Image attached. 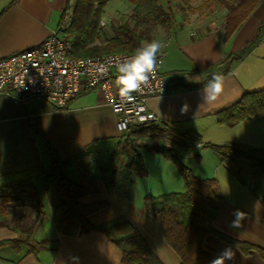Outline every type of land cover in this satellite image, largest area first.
<instances>
[{
    "label": "crops",
    "instance_id": "crops-1",
    "mask_svg": "<svg viewBox=\"0 0 264 264\" xmlns=\"http://www.w3.org/2000/svg\"><path fill=\"white\" fill-rule=\"evenodd\" d=\"M71 2L0 0V56L42 43L62 25L64 11ZM224 24L225 19L186 24L158 41L162 45L159 70L167 77L168 90L151 96L147 104L157 117L155 123L172 129L167 137L168 145L180 152L195 175L218 180V197L211 198L212 204L220 209L215 228L235 239L264 247V175L261 173L260 178L258 171L245 161L243 183L210 149L202 147L204 142H235L264 148V115L231 127L217 119L220 111L239 102L245 93L264 88V27L261 31L264 0L227 41ZM260 31L261 37L248 56L223 75L224 91L217 99L207 98L213 80L191 87L207 81L216 73L212 70L214 65L245 48ZM174 71L187 73L180 75ZM176 131L196 132L203 143L187 140ZM122 137L117 129V115L99 89L79 95L65 109H55L41 98L18 101L0 95V186L19 181L32 183L40 198L36 202L28 195L21 196L30 206L18 210V220L15 218L8 226L0 227V241L25 238L34 225L30 239L42 242L36 252H30L26 245L19 252L13 249V257L12 252L6 251L9 246L0 247V257L12 261L0 260V264H122L120 249L102 232H82L77 225L60 228L55 212L60 193L53 185L45 186L43 181V176L52 170L46 141L62 158L74 161L81 152H102L107 147L113 151ZM143 151L148 173L134 176L129 195L111 188L106 178L95 170L98 191L81 197L80 201L83 205L106 201V208L90 215L93 223L124 216L141 231L166 264H181L179 256L164 240L159 223L146 211L143 199L146 195L184 192L185 183L172 162L150 152L146 159ZM72 181H78V174ZM205 243L236 264H264V257L258 251L245 254L214 234L207 235Z\"/></svg>",
    "mask_w": 264,
    "mask_h": 264
},
{
    "label": "trees",
    "instance_id": "trees-1",
    "mask_svg": "<svg viewBox=\"0 0 264 264\" xmlns=\"http://www.w3.org/2000/svg\"><path fill=\"white\" fill-rule=\"evenodd\" d=\"M74 3L71 25L63 30L65 37L73 42V56L95 57L119 51L134 52L144 46L145 35L137 31L136 27L128 24L116 28L111 37H104L101 22L105 8L110 0H69ZM134 6L135 15L143 18L155 19L164 27H171L173 9H166L160 0H127ZM187 2V0H184ZM261 0H223L228 9L225 16V36L227 41L241 24L252 14ZM183 17L187 13L183 6ZM66 10L60 24L63 23ZM264 24L262 25L263 31ZM242 50L231 54L212 67L214 75L203 83L192 85L198 87L212 81L215 75L227 74L232 66L242 61L251 52L253 46L260 39L262 32ZM184 75L187 71H174ZM264 115V88L247 92L242 99L228 109L220 111L217 119L220 124L234 126L237 123ZM172 129L167 125L149 122L141 125H131L123 133L122 139L113 150L110 161L111 168L104 163V156L100 151L81 152L74 161L64 159L54 146L47 142V148L52 161V170L43 176L45 186H55L60 193V202L55 208L58 225L65 228L77 225L82 232L100 231L121 251L122 264H166L152 250L141 231L126 217L119 216L111 220L96 224L90 220V215L108 205L106 201L83 205L81 197L98 191V184L94 174L98 170L107 180L111 188L121 190L129 195L134 182V176L143 177L148 173L142 150L157 153L172 162L180 173L186 190L184 192H170L161 195H146L143 204L146 211L156 219L166 243L179 256L181 264H236L231 259L221 255L205 243L209 234L232 244L245 254L258 251L264 257V247L235 239L218 231L214 223L220 209L211 202L212 197H218V180L215 178L200 179L192 167L183 159L180 152L168 145V135ZM187 140L203 143L201 135L193 131H176ZM203 148L210 149L218 160L237 176L243 183L245 170L243 162H249L252 170L258 169L264 175V148L244 143L228 142L213 144L204 142ZM201 155H196L199 161ZM74 168L78 174V181L70 180L65 171ZM28 195L33 201L39 202V192L32 183L19 181L0 186V227L8 226L19 216L18 210L28 209L21 196ZM264 204V196L262 198ZM27 205V206H26ZM24 207V208H23ZM26 208V209H25ZM34 225L28 230L25 238L4 239L0 247L9 246L16 252L23 245L30 252H36L42 242L30 239ZM7 263L12 262L0 257Z\"/></svg>",
    "mask_w": 264,
    "mask_h": 264
},
{
    "label": "built area",
    "instance_id": "built-area-1",
    "mask_svg": "<svg viewBox=\"0 0 264 264\" xmlns=\"http://www.w3.org/2000/svg\"><path fill=\"white\" fill-rule=\"evenodd\" d=\"M73 11L72 1L62 25L42 43L0 56V95L18 101L41 98L55 109H65L79 95L99 89L117 115V129L121 134L131 125L156 122L157 117L147 101L168 90L167 77L159 70L162 53H157L155 73L150 75L148 82L130 94L132 99L121 97L118 69L130 62L136 51L95 57L73 56V42L63 34L71 25Z\"/></svg>",
    "mask_w": 264,
    "mask_h": 264
},
{
    "label": "rangeland",
    "instance_id": "rangeland-1",
    "mask_svg": "<svg viewBox=\"0 0 264 264\" xmlns=\"http://www.w3.org/2000/svg\"><path fill=\"white\" fill-rule=\"evenodd\" d=\"M222 2L223 0H187V2L184 0H160V3L166 9L171 7L174 12L171 27L168 28L160 25L153 18L146 21V18H143V15H135L134 6L127 0H110L103 15L102 22L104 25H102L101 22V26H103L104 37H111L115 33L116 28L123 24H128L130 27H136L138 32L145 35L146 40L144 45H146L153 41H160L166 36V34L186 24L195 23V25H199L200 23L209 20H224L228 9ZM179 6L185 8L187 13L186 18L183 17V11ZM102 152L106 167L111 168L110 156L113 152L112 149L107 147V149ZM143 153L147 159L148 152L144 150ZM255 171H258L257 173L260 175V178L263 177L260 170L255 169ZM65 174L69 179L73 180V177L74 175H77V172L72 168L71 171L66 170ZM6 249V251L12 252V257L15 255L12 248L9 247ZM5 255H9V253H5Z\"/></svg>",
    "mask_w": 264,
    "mask_h": 264
},
{
    "label": "clouds",
    "instance_id": "clouds-1",
    "mask_svg": "<svg viewBox=\"0 0 264 264\" xmlns=\"http://www.w3.org/2000/svg\"><path fill=\"white\" fill-rule=\"evenodd\" d=\"M162 48L159 42L153 41L136 50L135 56L130 62L119 67L121 73L118 79L119 92L121 97L132 99L131 93L138 91L146 84L150 75H154L156 69V56ZM224 91V77L215 75L210 85V101L217 99Z\"/></svg>",
    "mask_w": 264,
    "mask_h": 264
}]
</instances>
